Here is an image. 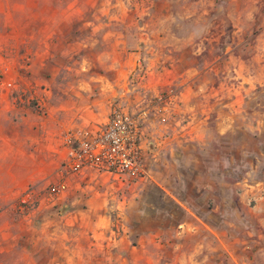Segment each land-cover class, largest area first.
<instances>
[{"label":"rangeland","instance_id":"374dc122","mask_svg":"<svg viewBox=\"0 0 264 264\" xmlns=\"http://www.w3.org/2000/svg\"><path fill=\"white\" fill-rule=\"evenodd\" d=\"M253 5L259 11L244 15ZM39 8L47 10L41 17L35 15ZM52 8L67 13L84 10L86 15L52 16ZM111 12L137 23L121 37L131 51L140 52L137 64L125 76L121 100L134 112L145 113L149 175L116 179L88 169L87 180H82L83 185L90 184L85 190L75 187L77 174L70 176L60 196L52 201L41 198L38 208L21 217L40 207L58 217L92 207L91 202L79 207L68 202L71 192L80 190L83 199L97 195L98 207L87 217L109 216L114 235L119 236L129 219L119 207L120 200L139 198L141 193L136 192L145 190L141 198L149 210L170 213L174 224L181 209L173 201L161 200L154 187L160 183L182 199L188 196L201 211L202 207L214 210L205 218L212 236L203 235L196 242L191 264H264V0H0V29L21 27L28 38L20 60L6 65L0 61V89L13 97L18 92H37L45 106L25 107L44 112L51 85L20 79L28 75L34 31L42 26L81 25L89 18L98 23L96 14L108 18ZM9 50L3 52L11 59ZM57 180L56 174L46 183ZM211 182L215 191L204 205L210 194L196 187L206 189ZM134 207L128 213L131 219L138 210ZM19 251L9 248L0 261L19 264Z\"/></svg>","mask_w":264,"mask_h":264},{"label":"crops","instance_id":"0c3cea01","mask_svg":"<svg viewBox=\"0 0 264 264\" xmlns=\"http://www.w3.org/2000/svg\"><path fill=\"white\" fill-rule=\"evenodd\" d=\"M50 11L52 16L61 12L67 18L76 17L74 13L80 17L86 15L84 10L67 13L52 8ZM256 11L259 8L253 5L243 13L254 16ZM46 12L39 8L35 15L41 17ZM103 15L96 14L100 18L98 23L89 18L81 25L42 26L34 31L30 39L35 43L28 47L31 56L28 75L20 79L29 84L51 85L44 112L21 106L12 93L0 89V255L18 247L19 264H191L190 254L196 242L203 235L212 236L213 229L205 218L214 210L208 207L205 211L202 207L201 211L188 196L178 197L165 184L157 183L154 187L159 190L161 200L168 199L178 205L181 217L170 224V213L163 211L158 215L157 209L149 210L141 198L145 190H138L139 198L129 196L128 201L119 202V207L129 216L124 223L125 232L119 236L114 235V223L109 216L100 215L95 220L87 217L97 206V195L83 199L80 190L69 193L68 202L72 206L91 202L92 207L70 211L61 217L44 207L27 217H21L14 209L26 188L55 178L65 156L67 133L106 123L114 105L134 112L121 100V88L125 76L137 64L140 52L131 51L121 37L129 25L137 23L117 12H111L108 18ZM9 30L0 29V61L5 65L25 55L20 50L28 40L24 28ZM4 49H10L13 58L5 56ZM13 68L17 73L16 64ZM145 139L144 132V143ZM87 175L84 172L76 175L77 189L90 186L82 184ZM214 187L212 182L206 189L196 187L197 191L210 194L203 199L204 205L213 197ZM106 200L107 197L99 207ZM132 204L138 210L135 214L131 211L134 214L131 219L128 213ZM198 234V239L193 240ZM0 264L8 263L0 261Z\"/></svg>","mask_w":264,"mask_h":264},{"label":"built area","instance_id":"2783aa9c","mask_svg":"<svg viewBox=\"0 0 264 264\" xmlns=\"http://www.w3.org/2000/svg\"><path fill=\"white\" fill-rule=\"evenodd\" d=\"M14 97L23 106L35 105L39 109L45 106L44 98L37 92H18ZM144 119L143 112L114 105L106 123L67 133L65 156L57 170L58 180L49 181L43 187L30 185L15 202V211L28 215L40 206L41 198L56 199L67 189V178L88 169L118 177L147 178Z\"/></svg>","mask_w":264,"mask_h":264}]
</instances>
